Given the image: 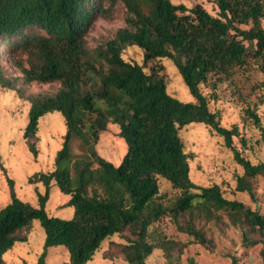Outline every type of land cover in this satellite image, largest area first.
Wrapping results in <instances>:
<instances>
[{
  "label": "trees",
  "instance_id": "16d2710c",
  "mask_svg": "<svg viewBox=\"0 0 264 264\" xmlns=\"http://www.w3.org/2000/svg\"><path fill=\"white\" fill-rule=\"evenodd\" d=\"M103 1L0 0V85L16 89L20 79L60 82L53 94L28 97L23 135L35 157L40 118L58 111L66 124L54 168L28 178L30 184L44 185V192L37 193V206L18 197L14 180L8 178L11 201L0 209V264H5L4 254L17 242L28 240L25 231L35 219L45 230L36 264H46L49 247L58 245L68 250L67 264H87L103 241L115 234L126 240L119 244V252L128 264H147L158 247L149 239V228L167 212L179 230L205 246L210 240L193 217L211 220L220 210L240 226L245 245L264 244V212L227 198L217 183L196 184L190 177L191 155L179 136V129L190 123L209 126L243 168L236 189L254 198L252 181L264 176V161L254 163L235 147L238 126L221 124L201 85L209 82L215 87L223 76L245 66L250 54L264 58V0H214L216 15L200 3L189 7L172 0H121L127 9L126 25L91 49L85 34ZM132 45L142 49L144 64L123 57V50ZM15 48L35 57L30 66L12 59L21 76L5 69L4 56L12 58ZM163 58L176 66L195 101L184 102L168 92L163 65L155 63ZM148 62H153L149 70ZM246 112L264 140L259 115L251 109ZM109 122L117 124L127 144L119 164L96 149ZM76 138L86 150L78 158L71 150ZM159 177L180 190L169 206L162 200ZM54 185L70 196L65 205L73 206L74 214L69 219L46 209ZM167 243L160 246L167 249ZM261 257L264 264V245ZM231 263L240 264L239 256L231 255Z\"/></svg>",
  "mask_w": 264,
  "mask_h": 264
},
{
  "label": "rangeland",
  "instance_id": "374dc122",
  "mask_svg": "<svg viewBox=\"0 0 264 264\" xmlns=\"http://www.w3.org/2000/svg\"><path fill=\"white\" fill-rule=\"evenodd\" d=\"M192 7L202 4L209 12H218L214 0H172ZM100 12L94 14L91 25L85 34L86 45L94 49L113 38L117 30L126 25L127 9L121 0H104ZM264 27V19L262 20ZM243 27H247L243 25ZM4 56L7 74L21 76L14 64V59L26 66L35 63V57L21 48ZM123 57L129 61L144 64L143 51L136 45L127 46ZM13 59V61H12ZM155 63L163 65L161 73L167 81L170 94L184 102L195 101L181 74L170 59L163 58ZM153 62L145 64L149 70ZM213 80H217L214 77ZM60 87V82L25 83L17 81V88L11 89L0 85V209L11 201L8 178L14 180V189L18 197L31 204L38 205V192H44L42 183L30 184L28 178L37 171H50L54 168L55 157L62 146L66 133V124L61 112H49L40 118L37 157L29 150L24 128L28 122L30 108L29 96L34 94H53ZM204 94L209 97V107L218 113L221 124L226 127L238 126L240 136L234 138V145L252 162L264 161V140L261 130L246 110L255 111L264 125V58L248 56L247 64L236 67L233 72L218 80L215 87L207 82L201 85ZM179 136L185 151L191 155L190 177L198 185L208 186L217 183L224 195L238 199L251 207H259L264 212V176L253 179L255 196L236 189L237 176L243 168L226 147L221 136L202 122L190 123L179 129ZM243 138V141L241 140ZM98 153L114 164H119L127 152L125 140L119 136L117 124L109 122L96 143ZM71 150L74 158L86 153L82 141H72ZM163 202L171 205L180 190L162 177H159ZM70 196L54 185L46 209L54 216L69 219L74 214V207L65 205ZM215 218L207 220L195 215L194 223L200 227L210 240L209 246L202 245L186 232L178 229L169 212L154 222L149 228V239L158 247L147 258V264H232L231 255L239 256L240 264H263L261 249L263 242L248 246L243 243L242 229L232 221L226 211L220 210ZM187 215L182 221L188 219ZM27 241L17 242L4 254L5 264H36L43 251L45 230L38 219L25 231ZM24 232V233H25ZM259 239V237L257 236ZM167 243V249L160 246ZM122 236L115 234L103 241L87 264H128L119 252V244L125 243ZM175 242V244H174ZM169 248V249H168ZM69 253L65 246H52L48 249L46 264H67Z\"/></svg>",
  "mask_w": 264,
  "mask_h": 264
}]
</instances>
